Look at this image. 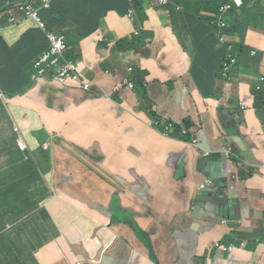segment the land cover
<instances>
[{"label": "crops", "instance_id": "crops-1", "mask_svg": "<svg viewBox=\"0 0 264 264\" xmlns=\"http://www.w3.org/2000/svg\"><path fill=\"white\" fill-rule=\"evenodd\" d=\"M24 1L0 0V12ZM138 2L147 13L140 21L130 17V0H56L53 11L42 12L49 30L67 37V57L90 91L75 81L59 84L55 70L33 82L35 61L51 46L35 21L20 19L0 33V264H209L201 254L214 251L216 264H264V242L252 240L232 255L217 246L244 225L264 231V99L256 90L264 75V0H247L227 17L226 47L236 50L230 79L219 29L199 18L209 14L201 0H173L167 10L155 0ZM172 26L190 34L186 43ZM137 31L149 47L118 50ZM131 68L161 81L149 86L157 111L177 124L192 117L198 145L155 128L136 90L117 91L132 80ZM224 134L251 143L259 171ZM23 136L26 151L18 144ZM219 140L239 163L225 159ZM208 163L210 176L228 178L233 170L240 181L229 217L197 201ZM241 169L255 172L241 181ZM133 219L152 239L158 262Z\"/></svg>", "mask_w": 264, "mask_h": 264}, {"label": "clouds", "instance_id": "clouds-1", "mask_svg": "<svg viewBox=\"0 0 264 264\" xmlns=\"http://www.w3.org/2000/svg\"><path fill=\"white\" fill-rule=\"evenodd\" d=\"M55 1L56 0H51L48 5L47 3L44 1V0H26L24 2H17V3H13V2H8L6 4V8L4 10H2L0 12V21L2 20V18L5 16V15H8L9 16V20H8V23L9 25L3 27L0 23V28L3 29V31H5L7 28H11L13 26V24H16L17 22L20 21V19L23 21L24 19H31L33 21H35V23L37 24L38 28L41 29L42 31H44L46 33V35L48 36V39L50 41V48L48 51H46L44 54H42L36 61H35V66H34V73L32 75V80L33 82H40L41 80H43L46 75L49 73V71L51 70H55L56 71V77H55V81L58 82L59 84L61 85H67L69 81H75L77 83H79L81 86H82V89L84 91H90L92 89V84L90 83H87L86 81H84L83 79V75L81 74L80 70H79V67L76 63L70 61L67 57V53L69 51V43H68V40H67V37L63 34H57L53 31H50L49 30V25L47 23V21L44 19V17L42 16V12H51L54 10L55 8ZM159 9H162V10H167L170 5L172 4V1L173 0H155ZM227 0H225L220 8L217 10V12H210V11H206L205 13H209L207 15H205V18H204V15H200L199 18L201 20H204L205 22H207L210 26H213L214 28H218L219 29V45L221 47H225V49H227V54L225 56V50H224V61H223V65H222V68H223V76L226 78V79H230L231 78V72L234 68V66L236 65V63L233 65V59H235L233 53L236 51V50H233L232 47H226V43L229 41V37L230 35L227 33V31L229 30L230 28V22L227 20V17L230 15V14H234V13H237V12H240L247 4V0H244V4L243 6L241 7H238L237 9L233 10L232 12L228 13L227 15L223 16V19H225L228 23H229V27L228 29L225 31V34L227 35V41L224 43V44H221L220 42V35L222 34V30L221 28L219 27V25L215 22V18L216 17H219V14H220V10H221V7L226 3ZM11 9V11H8V12H5L7 10ZM5 12V13H4ZM17 12V13H16ZM19 12V13H18ZM163 13V11H161ZM188 17V15L186 16ZM137 18V16H136ZM212 20V22H211ZM134 21V20H133ZM172 28H176L175 26H172ZM175 30V34L180 38H182V40L186 43L188 38L190 37V34L187 33L183 28L181 27H178L177 26V31L176 29ZM2 31V32H3ZM0 32V33H2ZM49 34H55V35H58V36H64L66 37V46L67 48L65 49V51L57 56H55L54 58H58L59 59V63L58 64H53L52 61H50L49 63H44L42 66H39V64L46 58V56H48L49 54H52L53 51H54V44L51 42V39L49 37ZM135 35L139 36V37H142V33L140 31H137L135 33ZM143 38V37H142ZM144 39V38H143ZM145 41V44L147 45V40L144 39ZM182 42V41H181ZM153 44V43H152ZM182 44V43H181ZM150 45V44H149ZM149 45L147 46H144V47H149ZM138 50V49H136ZM227 64H230L231 67L229 70H227ZM136 68H131V71L134 72ZM67 72V76L64 77L63 74ZM130 80V79H129ZM133 81V80H131ZM134 82V81H133ZM135 83V82H134ZM175 83L176 82H172L169 84V86L174 89V86H175ZM89 84L91 85V88L89 90L86 89V85ZM124 85L126 84L123 83ZM121 84V85H123ZM118 86L117 88V91H122L124 90L126 87L130 88V89H133V90H136L137 91V85L135 83V87L132 88L130 85H125L122 89H119L120 86ZM29 89V88H28ZM28 89H26L25 91H23L22 93H27ZM256 90H257V87H256ZM149 92H150V96H151V91L149 89ZM138 93V91H137ZM10 96H14L15 94H9ZM139 95V94H138ZM140 97V96H139ZM152 98V96H151ZM141 100V98H140ZM141 104H142V100L140 101ZM155 102V106H154V109L155 111L159 114V112L157 111L156 107H157V102ZM146 113H148L147 111H145ZM149 115V113H148ZM160 115V114H159ZM150 116V115H149ZM161 116V115H160ZM151 117V116H150ZM162 118V121H158L160 122V126L159 128H157L153 122H155L156 120H153L152 121V124L153 126H155V128H157L158 130H160L161 132L166 128L167 124H170V123H173L175 125V132H176V125H178L177 123L173 122V121H165L163 119V117L161 116ZM188 119H192V117H188L186 118V120L183 122L184 125L186 123V121ZM193 120V119H192ZM194 122V120H193ZM162 123L165 124V128L162 129L161 128V125ZM194 124H196V122H194ZM194 128L193 127V134L195 135L194 133ZM185 130V129H184ZM183 130V131H184ZM189 130V129H188ZM182 131V133H183ZM190 133L188 135H191V130H189ZM175 132L173 134H175ZM163 133V132H162ZM164 134V133H163ZM173 134L171 136H168V137H171V138H174V139H178V140H182V141H188V140H184V139H181V138H177V137H174ZM183 135V134H182ZM192 135V140L191 141H188L189 143H192L194 145H198L199 144V140L197 139L196 135L194 136ZM183 136H187V135H183ZM197 139L198 143L195 144L193 142V139ZM18 144L20 146V148L24 151L27 150V144L24 140V136L23 137H20L19 140H18ZM46 150H50V146L49 145H46ZM258 166L255 165V162H254V168H257ZM259 169V168H257ZM259 171V170H258ZM209 179H212L214 181V184L216 183V181L212 178V177H209L207 180ZM234 181H238V178H233ZM241 179V178H240ZM205 180L201 186L207 181ZM241 181H244L241 179ZM240 181H238L239 183ZM238 183H237V186H238ZM200 186V187H201ZM237 189V188H235ZM208 190V189H207ZM201 191V190H200ZM205 191V190H203ZM254 224H252L251 226H253ZM131 228L135 231V233L137 234V236L145 243L146 246L149 247V249L151 250V258L155 261V262H158V258H157V254H155V250H154V247H153V243H152V239L150 238L149 234L140 226V224L138 223L137 220H132L131 221V224H130ZM136 226L144 233V238L141 237L139 235V232L137 231L136 229ZM250 226V227H251ZM256 228V231L259 232V233H264V231H259L257 229V227L255 226ZM236 230L233 229V237L234 238H237V236L234 235V231ZM252 241V240H251ZM253 242H255L256 244H259V243H263L264 242V235L262 237H258L256 239H253ZM246 244L245 246H243V244ZM249 242L247 241H240L238 240V242H235V243H232L235 250L238 249V248H245L247 245H248ZM149 244L152 245V248L149 246ZM231 245V244H230ZM221 250H223L222 247L224 246H227L223 243H221ZM234 250V251H235ZM233 251V252H234ZM230 253V252H227L228 254L232 255L233 254ZM80 264H87L86 262H83V263H80Z\"/></svg>", "mask_w": 264, "mask_h": 264}, {"label": "water", "instance_id": "water-1", "mask_svg": "<svg viewBox=\"0 0 264 264\" xmlns=\"http://www.w3.org/2000/svg\"><path fill=\"white\" fill-rule=\"evenodd\" d=\"M8 11H11V9L5 12ZM152 100L155 101L153 97ZM194 127H196V124H194ZM202 136L203 138L201 142V148L204 151H208L207 140L204 132L202 133ZM224 136L225 139H227L228 142L233 146V148L236 149L240 158L243 159L246 164H253L255 162L256 160L255 149L251 146L250 142H246L245 140L241 139L239 142L233 143L232 135L224 134ZM229 150H232L234 152V155H231L229 157L227 153V151ZM222 152L225 155V159L227 157L228 160L235 161L236 158L237 159V161H235L236 163H239L241 161L233 149L227 150L226 147L225 150H223ZM222 152L210 151V154H216ZM222 160L224 161V158H222ZM213 166L214 163H208V167L205 172L207 176L214 178L216 183L208 190L202 191L199 194L198 196L199 198H197V201L199 203H206L210 209L218 211L219 213H221L222 217L226 218L231 215V197L235 198V200L238 199V193L237 190L235 189L237 188L238 181H234L233 179L234 176L236 175L233 170H230L228 178H222L217 174H213L212 176H210L209 173H211V170L214 168ZM208 178H206L205 180H207ZM235 222H242V220L236 219ZM234 235L237 236L238 240L240 241L250 242L253 239L262 237L264 233L257 232L255 225L251 227L244 225L241 228L235 230Z\"/></svg>", "mask_w": 264, "mask_h": 264}, {"label": "trees", "instance_id": "trees-1", "mask_svg": "<svg viewBox=\"0 0 264 264\" xmlns=\"http://www.w3.org/2000/svg\"><path fill=\"white\" fill-rule=\"evenodd\" d=\"M225 0H201V4L203 8H207L210 12H217V10L220 8L221 4L224 2ZM131 3V9L129 10V13L131 10H134V12L137 14V17L142 18H146L147 13L145 12V10L141 7V5L139 4L138 0H130ZM17 13V12H16ZM19 13V12H18ZM128 13V15H129ZM212 22V20H211ZM7 26V25H6ZM135 44V45H134ZM120 46H117L118 50L122 51L121 48L123 49H127V48H135L137 49V47L140 45V47L142 46H147L145 44V41L142 37H139L137 35H135L132 39H123L119 42ZM101 46H104V44H101ZM227 54V49H225V56ZM131 79L136 83L137 85V91L138 94L142 100V105H143V109L145 111H147L149 113V115L151 116V118L153 119V117H157V119H153L156 121H162L161 116L155 111L154 106H155V102L152 100L151 96H150V92H149V86H152L153 89H158L162 83L160 80H157L156 82H152L150 80L149 77V72L142 69V68H136L134 70V73L132 72L131 74ZM149 79V80H148ZM150 83V84H149ZM258 92V91H257ZM262 93V99H264V92H259ZM193 127H194V122L192 119H188L184 124H178L176 125V132L175 134H173L174 137L177 138H181L184 140H188L191 141L192 140V135L193 132ZM161 128L164 129L165 128V124L162 123ZM184 129H189L191 130V135H187V136H183L182 135V131ZM255 170L258 171L257 168H255ZM255 171H247L246 169H241L240 170V178L242 180L244 179H248L250 177L251 174H253ZM137 231L139 232V235L141 237L144 238V233L136 226ZM234 237H230L228 239L229 244L235 243L232 241ZM149 246L152 248V245L149 244Z\"/></svg>", "mask_w": 264, "mask_h": 264}, {"label": "built area", "instance_id": "built-area-1", "mask_svg": "<svg viewBox=\"0 0 264 264\" xmlns=\"http://www.w3.org/2000/svg\"><path fill=\"white\" fill-rule=\"evenodd\" d=\"M47 5L51 0H44ZM244 4V0H227L226 3L221 7L220 10V14L219 17L215 18V22L219 25V27L222 30V34L220 35V42L221 44H224L227 41V35L225 34V31L228 29L229 27V23L223 19V16L227 15L228 13L232 12L233 10L237 9L238 7L243 6ZM134 12H131L130 17L132 18V14ZM3 29L0 28V32H2ZM49 37L51 39V42L54 44V51L52 54H49L48 56H46V58L39 64V66H42L44 63H49L50 61L53 62V64H58L59 63V59L58 58H54L55 56L63 53L65 51V49L67 48L66 46V37L64 36H58L55 34H49ZM236 63V60L233 59V65ZM227 70L230 69L231 65L227 64ZM64 77L67 76V72H65L63 74ZM125 85H130L132 88L135 87V83L131 80H127ZM124 84L120 86L119 89H122L124 86ZM91 88V85L87 84L86 85V89L89 90ZM257 91L258 92H264V75L261 76L259 78V84L257 86ZM247 107L243 106V109L245 110ZM153 124L159 128L160 126V122L155 121L153 122ZM166 136H171L174 132H175V125L173 123L167 124L166 128L162 131ZM190 133V131L188 129H185L183 131V135H188ZM193 142L195 144L198 143L197 139H193ZM228 156L230 157L231 155H234V152L232 150L227 151ZM214 181L212 179L207 180L201 187L200 190H207L210 187L214 186ZM221 243H219L217 246H219L221 248ZM246 244L244 243L243 246H245ZM223 250L225 252H230L232 253L235 248L233 246V244L231 245H227L222 247Z\"/></svg>", "mask_w": 264, "mask_h": 264}, {"label": "rangeland", "instance_id": "rangeland-1", "mask_svg": "<svg viewBox=\"0 0 264 264\" xmlns=\"http://www.w3.org/2000/svg\"><path fill=\"white\" fill-rule=\"evenodd\" d=\"M132 16V20H136L137 21V18H136V16H135V14H132L131 15ZM129 19V18H128ZM8 20H9V16L8 15H5L3 18H2V20L0 21V23H1V25L3 26V27H5L6 25H9V23H8ZM141 19H139V21H140ZM106 21V23H109V21L108 20H105ZM184 27H186L185 25H184ZM133 37H134V35H133ZM132 37V38H133ZM135 45V44H134ZM144 49V46H142V47H140V45L137 47V49ZM177 65H179V67H181L182 65H180V64H177ZM151 76V73L149 72V77ZM122 101V94L120 93V94H118L117 96H115L114 98H113V102L111 103V105H113L114 107H116V108H118V104H120V102ZM1 112H3V110L1 111ZM153 119H157V117H153ZM120 124V122L119 121H117L116 123H114L113 124V129H115L116 127H118V125ZM101 128H103V126H101ZM243 132V131H242ZM243 134L244 135H246L244 132H243ZM30 141V140H29ZM30 143H31V145H32V142L30 141ZM216 146H217V148L218 149H220V150H225V148L227 147L226 145H224L223 143H222V140H219V141H216ZM229 161H233V160H229ZM236 163V162H235ZM43 167H45L46 166V164H44V165H42ZM158 175L159 176H162V173L161 172H158ZM205 181V180H204ZM203 181V182H204ZM146 187H147V184L145 185ZM142 193L143 194H145L146 193V191L145 190H143L142 191ZM214 253H215V251H214ZM214 253H212V254H209V253H206V252H204V253H202L201 254V257H202V259H204V260H206V261H208L209 262V264H216V263H218V261H216V257H214ZM219 263H220V260H219Z\"/></svg>", "mask_w": 264, "mask_h": 264}]
</instances>
